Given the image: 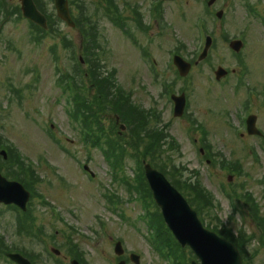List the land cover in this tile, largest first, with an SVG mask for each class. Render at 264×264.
<instances>
[{"label": "rangeland", "instance_id": "rangeland-1", "mask_svg": "<svg viewBox=\"0 0 264 264\" xmlns=\"http://www.w3.org/2000/svg\"><path fill=\"white\" fill-rule=\"evenodd\" d=\"M7 1L10 7L20 6V0ZM36 1L44 12H50L49 24L55 32L37 44L31 24L23 17L9 18L5 24L0 34V133L13 146L19 147L25 158L41 164L37 171L42 180L37 188V200L33 201V208L37 209V225L36 228L32 225V230L25 229L24 235L19 234L15 214L0 209L3 243L23 251L35 264H70L76 259L72 248L81 264H117L114 246L118 241L122 242L125 253L139 255L141 264H173L154 245V228L149 218L145 224L142 214L146 209L134 199L136 194L132 195L115 176L111 177L112 169L102 152L88 147L80 139L75 122L68 116V95L63 91L65 85H59L58 78L61 72L67 71L70 76L74 72L73 77L78 76L77 81H80L82 74L73 59V53L76 58L81 54L85 56L81 50L80 30L56 21L54 0ZM158 1L120 0L123 18L130 24L129 31L137 37V45L145 51L149 49L144 58L140 56L141 47L135 46L124 31L97 10V0H74L72 8L75 19L80 17L77 7H84L87 17L100 20L98 43L101 50L94 53L99 54L101 67L107 68L108 72L113 68L117 70L119 82L130 95L132 104L158 109L162 123L168 126L167 134L181 146L179 151L166 152L163 161L170 164L168 169L173 171L172 166H176L184 179L194 172L199 174L196 182L208 190L212 199L204 211L206 222L214 225L221 221L237 233L245 227V235L242 234L244 244L252 256L256 254L249 263L264 264V246H260L258 225L252 219L254 215L244 212L239 202L237 205L241 210L235 213L231 201L223 194L227 191L231 195L227 175L233 173L220 170L218 161L206 162L207 158L201 156L196 143L200 134L195 129H187L183 118L173 116L170 99L173 93L187 92L191 103L189 114H195L202 121L215 122L213 133L217 137L212 133L215 150L222 151L233 161L242 162L245 169L243 176L233 175L234 189L239 191L241 198L247 192L252 193L264 218V163L260 168L246 165L252 157L233 130L238 128L242 116L240 108L245 98L244 90H236L233 85H216L213 74L218 65L240 73L241 66L229 49L228 41L243 37V61L251 63V70L258 75L254 74L255 80L260 82L256 83L264 87V0H219L213 13L195 0L167 4V21L172 27H167L163 34L156 30L151 39L138 34L136 26L131 25L132 12L126 4L138 5L148 17L150 6L158 8ZM248 4L256 7L257 15L249 13ZM220 10L224 11V16L218 20L215 14ZM175 20H179L176 26L172 24ZM200 23L204 24L202 29L213 31L211 61L201 64L199 70L193 69L188 79L181 80L172 67V52L183 48L181 56L189 60L202 50L204 34L200 33ZM65 40L70 43L65 45ZM84 66L80 69H86ZM90 94L88 89L86 95ZM106 126L109 127V123ZM227 130L230 134L225 137ZM260 156L264 161V154ZM85 165L95 173L94 178L84 170ZM137 173L135 160L128 158L123 174L132 182ZM39 194L55 208L44 203ZM113 194L121 199L120 208L111 198ZM106 199H110L116 212ZM254 232L257 239L253 238ZM54 249L59 250L60 255H55ZM67 254L70 255L67 257ZM0 264L13 263L1 256Z\"/></svg>", "mask_w": 264, "mask_h": 264}, {"label": "water", "instance_id": "water-1", "mask_svg": "<svg viewBox=\"0 0 264 264\" xmlns=\"http://www.w3.org/2000/svg\"><path fill=\"white\" fill-rule=\"evenodd\" d=\"M24 16L47 28V20L42 15L33 0H22ZM56 7L59 16L68 22L71 26L74 23L70 16L67 0H56ZM211 41H208L205 52L209 49ZM236 51H240L242 43L237 41L232 44ZM205 56V54H204ZM203 56V57H204ZM176 65L179 66L182 74H187L190 66L176 59ZM224 70L218 72L219 76L223 75ZM176 116H180L184 109V100L176 98ZM146 177L151 186L154 198L161 207L166 223L174 233L175 237L185 247L190 246L197 255L201 263L193 264H242L241 256L238 250L230 243L222 240L216 234L204 229L198 219L197 213L193 211L183 196L167 181L165 176L146 165ZM29 198L24 188L16 183L9 182L0 173V203H16L23 209ZM116 253L122 254L121 244H117ZM12 260L19 264H31L28 260L20 255H11ZM134 261L138 258L133 256ZM73 264H77L74 262ZM120 264H125L121 262Z\"/></svg>", "mask_w": 264, "mask_h": 264}, {"label": "trees", "instance_id": "trees-1", "mask_svg": "<svg viewBox=\"0 0 264 264\" xmlns=\"http://www.w3.org/2000/svg\"><path fill=\"white\" fill-rule=\"evenodd\" d=\"M8 16H9V9L4 4L3 0H0V26L3 25L4 20H6ZM2 19L4 20L2 21ZM50 32H51V29H50ZM48 33H49L48 31L42 30L37 27V43H40V41L42 40V37L47 35ZM93 37L96 39L97 34H93ZM92 59L93 61L90 62L91 69L89 72V76H91V79H92L90 84L93 83V88L97 90V94L95 95L94 102H93L94 107L92 106L91 109L88 108V110H90V116L89 118L84 119L83 117L84 107L82 106L84 105V102H86V100L83 99V96H84L83 86L85 85H83L84 83H82L81 85H77V83L75 82L76 84L75 85L76 87L75 88V92H76V96H75V105H76L75 115L76 117L75 119L78 120L80 118L81 120H83L82 122L85 126L87 124L91 132L90 134L92 135L91 140L93 141L94 145H100L101 144V134L98 133L100 130L98 129L99 123L97 124V117H99L100 112L103 111L105 113L107 111L108 106L110 108H113L114 110L113 113L116 112V114L120 115L121 118L126 122V125H128V128H129L128 132L131 135L132 142L129 141L127 143L123 137L120 138V142H115L113 140H107V145H109L110 151L106 152V155L109 159V162L112 168L114 170H121L122 168L121 164L123 163L124 158L126 159L127 155H129V157L133 156V155H130V153L127 151V147L125 146L127 145L129 149L132 148L137 151L135 153V157L138 159L137 161H140V165H139L140 173L137 175V182H138V186L136 187L137 190H140L143 193L146 191L147 184L144 178L141 157L144 158V160H146L149 158V156H150L151 163L155 167L159 168L167 176H169L173 180V182L176 183L178 189H182L179 183L180 180L179 178L176 177L179 175L178 171L175 168H173V171H171V170H168L167 168L165 169L162 167L163 166L162 161L160 160V158H163L162 157L163 151L160 152L162 138L155 134L142 136L143 132H142L141 127H143L145 124V121H142V119H145L144 115L134 110V108L130 106L128 102L125 101L122 94L119 95L118 92H115V88L111 82H109L106 79L100 78L101 75L98 74V66H97L101 63L100 58L93 57ZM127 106H128V113H130V116H128L127 113H125L123 110V107L125 108ZM93 117H96L95 118L96 125H93L92 121L90 120V118H93ZM92 125L96 128V130H99V131H95ZM142 147L144 148V150L142 149ZM161 148H163V146ZM0 170L4 171L2 160H0ZM190 197H191L190 199L191 203L195 205L196 199L193 197V195H190ZM214 231H216L219 235L232 241L240 250L241 249L243 250V247L245 248L246 245H242L241 242L234 240V237H233L234 235H231V233L229 236V232H223V231H217V230H214ZM166 232L168 233L167 237H164V235L163 237L161 236L162 242L163 243L169 242V245H178L176 242H174L175 240L172 234L170 233V231L166 230ZM244 254H246V252H244ZM174 256L177 260H179V257H177L176 255ZM179 261L181 263L184 260H179Z\"/></svg>", "mask_w": 264, "mask_h": 264}, {"label": "flooded vegetation", "instance_id": "flooded-vegetation-1", "mask_svg": "<svg viewBox=\"0 0 264 264\" xmlns=\"http://www.w3.org/2000/svg\"><path fill=\"white\" fill-rule=\"evenodd\" d=\"M164 4H162V6H164ZM152 24H155L157 28H160L158 20L156 18L151 19L150 25ZM179 50L181 51V48ZM236 60L241 66L240 73L236 70L229 71V73L219 81L217 80V76L214 71V79L216 80V85H233V88L236 90H244L245 98L243 99L242 104V111L244 116L239 121V127L236 131V135H239L241 141L245 143V149L248 150L249 154L252 157V160L246 162V165L260 168L264 163L262 157L260 156L261 154H264V87L256 83L258 81L255 80V73H253L250 66L241 63V57L236 56ZM210 61L211 58L210 56H208L207 59L203 62L207 64ZM201 64L202 62H195L192 66V69L194 68L196 70H199ZM189 76L190 74L186 78H182L181 76L180 77L181 80H186L189 78ZM239 78L241 79L240 82ZM228 80H232L233 82H227ZM182 93H185L187 98L185 114L182 118L187 124V129H194L195 126L200 127V130H195L200 134V136L196 139V143L199 144L200 152L204 157L210 156L212 154V149H215L213 145V135L217 137V134L213 133V126L215 125V122L207 120L202 121L198 117H196L195 114L190 115L189 110L191 106L189 105V94L187 92ZM258 107H260L261 110H259ZM259 111L262 113H260ZM251 128L255 129L256 131L251 133ZM227 135H229V131H227ZM214 160L215 162L219 161V164L217 165L224 172L221 167L222 165H224L223 158H217L216 154L215 156H213V158H207L206 162L214 163ZM227 180L228 183H232L233 176H228Z\"/></svg>", "mask_w": 264, "mask_h": 264}]
</instances>
